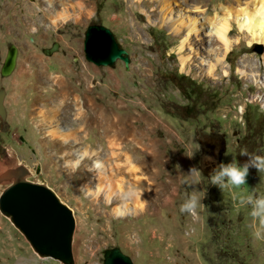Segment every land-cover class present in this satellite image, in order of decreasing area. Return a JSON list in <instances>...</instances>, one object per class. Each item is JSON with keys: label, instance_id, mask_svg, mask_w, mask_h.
<instances>
[{"label": "rangeland", "instance_id": "obj_1", "mask_svg": "<svg viewBox=\"0 0 264 264\" xmlns=\"http://www.w3.org/2000/svg\"><path fill=\"white\" fill-rule=\"evenodd\" d=\"M61 1L54 10L47 0H0V70L8 47L19 48L15 71L0 72L8 111L6 125L0 118V160L11 146L33 171L40 164V181L74 210L76 264H104L114 246L134 264H264V239L253 237L251 208L238 200L264 196V173L254 168L256 183L249 172L240 189L210 183L220 163L247 162L242 149L264 155V40L253 41L232 19L226 51L211 23L258 4ZM27 5L41 12L24 18ZM92 23L113 30L129 51L128 68L123 60L98 66L85 58ZM56 41L59 50L45 54ZM111 153L122 166L130 162L128 178L110 165ZM97 160L104 187L94 195ZM117 173L128 186L143 181L135 188L146 210L137 212L132 199L108 203ZM191 193L201 198L196 217L180 211ZM0 236V264H62L41 259L1 212Z\"/></svg>", "mask_w": 264, "mask_h": 264}, {"label": "water", "instance_id": "obj_2", "mask_svg": "<svg viewBox=\"0 0 264 264\" xmlns=\"http://www.w3.org/2000/svg\"><path fill=\"white\" fill-rule=\"evenodd\" d=\"M56 41L43 52L51 55L58 51ZM85 58L98 66H111L123 60L130 65L129 51L109 27L92 23L85 31ZM19 48L8 47L1 67L3 77L16 69ZM6 89L0 88V118L6 125L8 111L5 104ZM41 165L34 171L22 161L14 148L8 146L0 160V212L25 236L34 253L41 259L52 258L62 264H76L74 236L76 217L74 210L45 181H40ZM104 264H134L132 258L119 246L105 249Z\"/></svg>", "mask_w": 264, "mask_h": 264}, {"label": "bare ground", "instance_id": "obj_3", "mask_svg": "<svg viewBox=\"0 0 264 264\" xmlns=\"http://www.w3.org/2000/svg\"><path fill=\"white\" fill-rule=\"evenodd\" d=\"M48 3L50 4V7L52 9L57 8L59 4H65V2L61 1V0H47ZM142 1V0H141ZM49 4L47 6H49ZM254 4H258L257 6H254L253 11L251 10L249 11H240L238 14H236V18H234V14H232L231 12H229L226 17H224L222 20H218V19H212L211 23L215 24L216 26H218L217 29V36L221 39V41L224 43V49L227 51L228 48L231 47L232 45V39L229 36V32L231 29V21L232 19H236L238 22V27L241 30H244L245 32H248L249 35L251 36V39L254 40H264V8H263V4H264V0H254ZM25 6V5H24ZM28 6V12L26 14H24V18H29L32 19L34 17H36L37 15L35 14L36 12H41V10H36V12H34V8H32V6L27 5ZM34 6V5H33ZM26 7V6H25ZM17 8V7H16ZM21 9V8H20ZM15 10V9H14ZM55 10V9H54ZM248 10V9H247ZM250 10V9H249ZM22 11V10H20ZM17 12V11H16ZM24 12V11H23ZM22 12V13H23ZM20 13V12H19ZM42 16L44 19H46V15L47 12H42ZM15 16V15H14ZM20 19V18H19ZM18 20V19H17ZM183 23H185V21L180 20ZM192 21V20H191ZM209 22V21H208ZM210 23V24H211ZM190 24V23H189ZM186 25V24H185ZM196 22L193 21L191 22V27L195 28L196 26ZM208 25V23H207ZM179 26V25H178ZM177 27V26H176ZM187 27H188V22H187ZM190 27V28H191ZM178 29V28H177ZM191 30V29H190ZM204 30V29H203ZM226 54V53H225ZM182 56V55H181ZM186 57V56H185ZM223 59V58H222ZM221 60V59H220ZM185 61V60H184ZM183 61V62H184ZM260 101H261V105L264 108V95L259 97ZM57 128V127H56ZM54 131V130H53ZM58 131V130H57ZM60 131V130H59ZM56 131H54L53 133H55ZM57 133V132H56ZM60 134V133H59ZM55 135V134H54ZM58 135V134H57ZM56 137V136H55ZM95 153H93V157H94ZM90 156V155H89ZM89 156L86 157L87 162H89L92 157L89 159ZM120 158V155H114L113 153H111L110 156V161L111 164H114L115 166H117L118 172L119 173H123L125 174V177L128 178L131 174L127 172V170H130L129 166H130V162L126 161L124 163V165L122 166L120 163L116 162V160ZM101 169L99 170L98 174L99 176H97V180L98 183L96 182V188L97 191H93L94 195H98L100 190L104 187V182H103V175L102 173H100V171L102 172L104 169V165L102 162H100L99 160H97L95 163H92V169L95 171L97 169ZM90 169V170H92ZM127 169V170H126ZM92 172V171H90ZM119 173H117V175H111L109 177V180L111 181L110 185H112L113 183L115 184V190L118 191V193L115 190H110L111 196L109 198L108 203L110 204H115L117 203L119 200L124 201L127 198L124 197L123 193L124 191H126L128 189V185H126L127 180H124L123 177H119ZM96 181V180H95ZM94 181V182H95ZM143 181L141 179H135V182H133L131 185L138 188L140 185H142ZM117 188V189H116ZM90 189V188H89ZM115 192V193H114ZM140 197L137 196L135 198H133V202L136 204V207H138L136 210L137 212L139 211V209H147V206L145 204V202L142 199H139ZM107 203L106 206H109V204ZM138 214V213H137ZM139 215V214H138ZM1 237V236H0ZM10 253V251H9Z\"/></svg>", "mask_w": 264, "mask_h": 264}, {"label": "clouds", "instance_id": "obj_4", "mask_svg": "<svg viewBox=\"0 0 264 264\" xmlns=\"http://www.w3.org/2000/svg\"><path fill=\"white\" fill-rule=\"evenodd\" d=\"M193 155V154H192ZM192 155H188L191 157ZM241 156H247L248 160L242 166L233 159L230 163H220L210 176V183L218 186L220 189L233 188L240 189L246 184L249 175V169L255 168L259 173H264V155L250 154L247 149H242ZM193 177V181L198 180V170L192 168L189 173ZM127 199H133L141 193L134 186L129 185L128 189L123 193ZM239 204L242 206H250V216L253 223L252 235L255 239H264V196L256 195L254 192L249 194H239ZM201 203V198L196 193L187 195V198L180 205V211L187 213L193 217L197 215V208Z\"/></svg>", "mask_w": 264, "mask_h": 264}, {"label": "flooded vegetation", "instance_id": "obj_5", "mask_svg": "<svg viewBox=\"0 0 264 264\" xmlns=\"http://www.w3.org/2000/svg\"><path fill=\"white\" fill-rule=\"evenodd\" d=\"M253 169H254V168H250V169H249V172L251 173V175L253 174V173H252V170H253ZM251 177H253L252 180H254V182H255V181H256V176H255V175H254V176L252 175ZM255 183H256V182H255Z\"/></svg>", "mask_w": 264, "mask_h": 264}, {"label": "trees", "instance_id": "obj_6", "mask_svg": "<svg viewBox=\"0 0 264 264\" xmlns=\"http://www.w3.org/2000/svg\"><path fill=\"white\" fill-rule=\"evenodd\" d=\"M195 93H196V92H195ZM195 93H194V94H195ZM249 140H250V139L246 138V142H245V144L247 143V147H250V146H249V144H250Z\"/></svg>", "mask_w": 264, "mask_h": 264}]
</instances>
